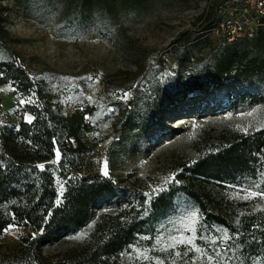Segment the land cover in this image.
<instances>
[{"label":"trees","instance_id":"trees-1","mask_svg":"<svg viewBox=\"0 0 264 264\" xmlns=\"http://www.w3.org/2000/svg\"><path fill=\"white\" fill-rule=\"evenodd\" d=\"M224 1L214 16L203 17L198 35L180 32L167 46L165 53L174 57L167 82L161 79L160 60L137 73L129 85V103L116 101L119 135L141 138L171 106L195 91L264 75V27L233 42L207 37L206 30L222 17ZM142 4L143 0H42L37 16L58 18L59 29L94 28L105 36L116 33L121 15L137 12ZM5 35L0 26V85L14 86L29 99L26 109L32 119L0 122V234L13 222H25L39 235L16 259L0 264H264V207H243L224 196L225 183L264 192V128L223 131L212 138L202 135L194 143L195 158L170 169L158 183L121 184L113 174L89 175L74 184L68 180L58 201L48 160L59 152L71 169L82 170L90 149L87 133L97 128L94 107L82 103L66 109L43 80L19 62ZM62 174L66 178L67 172ZM178 202L195 210L196 239L192 244L164 245L156 225ZM112 203L114 209L109 210ZM88 226L77 250L54 259L40 254V244L56 233L76 235ZM217 245L219 257L214 255Z\"/></svg>","mask_w":264,"mask_h":264},{"label":"rangeland","instance_id":"rangeland-1","mask_svg":"<svg viewBox=\"0 0 264 264\" xmlns=\"http://www.w3.org/2000/svg\"><path fill=\"white\" fill-rule=\"evenodd\" d=\"M221 3L222 0H143L137 12L119 17L116 33L110 31L103 36L94 28L59 29L58 18L39 19L42 0H0L5 43L19 62L33 77L42 79L66 109L82 103L94 107L97 128L87 133L90 149L82 170L71 169L60 156L57 159V153L48 160L58 201L64 197L68 180L74 184L89 175L113 174L123 181L121 184L158 183L170 169L195 158L194 143L202 135L212 138L223 131L251 133L264 128V75L254 74L230 79L217 89L195 91L177 101L141 138L128 134L122 137L116 129L117 102L129 103V85L137 73L160 60L164 67L161 79L167 82L174 63V57L165 53L167 46L180 32L190 30L198 35L196 29L203 17L210 13L214 16ZM207 37L216 42L221 36L209 33ZM207 51L203 49L204 56ZM28 101L14 86L1 84L0 122L31 120L32 114L26 109ZM20 107L25 110L15 119L14 112ZM65 172L66 178L62 174ZM225 185L224 196L229 200L243 203V207H264V195L255 188ZM112 209L114 203L109 207ZM94 211L97 214L99 207ZM192 212V207L181 202L170 209L156 225L160 242L174 245L191 236L186 229L193 226L189 219ZM90 227L76 235L56 233L52 240L40 244V254L54 259L77 250ZM81 233L84 235L76 239ZM38 235L25 222L6 226L0 234V261L16 259L22 247ZM122 257L127 259V255Z\"/></svg>","mask_w":264,"mask_h":264},{"label":"built area","instance_id":"built-area-1","mask_svg":"<svg viewBox=\"0 0 264 264\" xmlns=\"http://www.w3.org/2000/svg\"><path fill=\"white\" fill-rule=\"evenodd\" d=\"M222 17L212 23L206 32L223 37L227 42L252 37L264 26V0H225ZM23 113L20 107L14 112L15 119Z\"/></svg>","mask_w":264,"mask_h":264},{"label":"snow or ice","instance_id":"snow-or-ice-1","mask_svg":"<svg viewBox=\"0 0 264 264\" xmlns=\"http://www.w3.org/2000/svg\"><path fill=\"white\" fill-rule=\"evenodd\" d=\"M126 95H127V94H125V96H126ZM29 122H30V118H29ZM245 131H246V130H245ZM59 156H60V153L57 152V159H59ZM40 167L43 168L42 165H41ZM104 174L107 175V171H106V170H105V173H104ZM61 188H63V185H61ZM252 195H255V193H253ZM261 195H264V192H261ZM245 198L247 199L248 197H245ZM195 218H196V213H195V212H192V213L190 214L189 219H190V221L193 223V226H192L191 228L186 229V231H190V232L192 233V235L189 236V237H184V238H182V239H179V240L177 241V243H179V244H185V243H187V244H192V242L196 239V228H195V226H194V224H195ZM83 235H84V234L81 233L80 235H78V236L75 237V238H76V239H80ZM142 238H143V239H148V237H142ZM172 239H173V240H176L175 237H173ZM200 239H201V240H205V237H204L203 232L200 233ZM157 242H159V241H157ZM229 251H230V248H226V249L224 250L225 254H227ZM176 255H180V253L177 252ZM185 255H187V252L185 253ZM214 255H216L217 257H219V256L221 255V252H220V250H219V246H218V245H217V248H216V250H215V252H214ZM209 259H211V257H209Z\"/></svg>","mask_w":264,"mask_h":264}]
</instances>
